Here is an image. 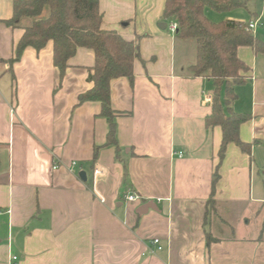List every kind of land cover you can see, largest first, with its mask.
Instances as JSON below:
<instances>
[{
	"label": "crops",
	"instance_id": "obj_1",
	"mask_svg": "<svg viewBox=\"0 0 264 264\" xmlns=\"http://www.w3.org/2000/svg\"><path fill=\"white\" fill-rule=\"evenodd\" d=\"M12 2L0 0V264H264V53L237 48L248 72L232 108L248 115L250 149L229 142L220 156L222 128L205 123L212 82L189 73L195 43L170 30L165 0H99L101 28L139 51L133 82L110 81V144L100 103L80 102L93 50L77 48L62 77L51 41L10 65L23 33L2 22ZM252 2L213 21L257 18L264 42V0Z\"/></svg>",
	"mask_w": 264,
	"mask_h": 264
},
{
	"label": "trees",
	"instance_id": "obj_2",
	"mask_svg": "<svg viewBox=\"0 0 264 264\" xmlns=\"http://www.w3.org/2000/svg\"><path fill=\"white\" fill-rule=\"evenodd\" d=\"M250 0H165L162 17L178 24L175 36L195 43V59L188 66L192 76H206L212 82L211 113L207 126L220 125L222 142L220 156L229 142L244 151L248 143L238 137V127L248 118L235 112V86L245 82L248 66L238 58L239 46H250L264 53V42L257 39L248 22L231 19L213 21L205 14L210 8L218 13L246 8ZM30 23L21 26L24 19ZM102 13L99 0H13L12 15L2 20L7 26L22 27L23 33L15 45L10 65L18 61L23 50L31 46L37 52L51 41L53 64L63 76L68 60L77 48L94 52V65L88 75L92 86L80 96V102L95 100L100 103V115L108 121L107 143L115 144L114 110L110 104V81L126 77L133 82V63L139 57L138 43L124 39L115 30L101 28ZM97 152L95 148L94 156ZM213 201L208 199L207 203Z\"/></svg>",
	"mask_w": 264,
	"mask_h": 264
},
{
	"label": "built area",
	"instance_id": "obj_3",
	"mask_svg": "<svg viewBox=\"0 0 264 264\" xmlns=\"http://www.w3.org/2000/svg\"><path fill=\"white\" fill-rule=\"evenodd\" d=\"M257 24H258V19L256 18L255 20H253V21H249V22H248L247 28L250 29L251 31H254L255 28H256V26H257ZM177 27H178V24H177L176 22H170V23H169V28H170V30H171L172 32H175V30L177 29ZM203 99H204L205 102H210L212 98H211V96H207V95H206V96H204ZM178 156L181 157V156H182V153L179 152V153H178ZM74 164H75V162H72L71 165H70L69 167H72ZM56 167H57V165L54 166V168H56ZM98 172H99V171H98L97 169L94 170V173H95V174H97ZM126 199H127L128 201H138V200H140L141 198H140V196H138V195L135 194V193H129V194L126 196ZM0 213H1V211H0ZM153 242H154V243H157V242H158V239H154ZM12 259H15V257H12Z\"/></svg>",
	"mask_w": 264,
	"mask_h": 264
},
{
	"label": "water",
	"instance_id": "obj_4",
	"mask_svg": "<svg viewBox=\"0 0 264 264\" xmlns=\"http://www.w3.org/2000/svg\"><path fill=\"white\" fill-rule=\"evenodd\" d=\"M158 26L160 28H164L166 26L165 23H159ZM79 177L82 179V180H86V173L84 171H80L79 172ZM149 208H153L155 209V204L152 200H149L148 202H146L145 204L141 205L137 211L140 212V213H145Z\"/></svg>",
	"mask_w": 264,
	"mask_h": 264
},
{
	"label": "rangeland",
	"instance_id": "obj_5",
	"mask_svg": "<svg viewBox=\"0 0 264 264\" xmlns=\"http://www.w3.org/2000/svg\"><path fill=\"white\" fill-rule=\"evenodd\" d=\"M252 5H253V2H252V0H250L248 3H247V8L249 9V10H251V7H252ZM206 10H208V11H206V12H211V13H208L209 14V16H207V17H209V19H214V17H218L217 15H218V13L216 12V11H213V10H210V9H207L206 8ZM242 12H246L245 10H241ZM244 13H243V16L244 17H247V12L245 13V15H244ZM216 15V16H215ZM215 21V20H214ZM24 22H30V19L29 18H26V19H24Z\"/></svg>",
	"mask_w": 264,
	"mask_h": 264
}]
</instances>
